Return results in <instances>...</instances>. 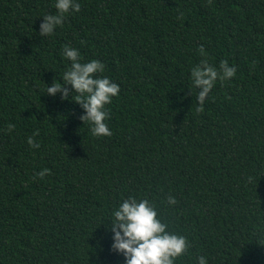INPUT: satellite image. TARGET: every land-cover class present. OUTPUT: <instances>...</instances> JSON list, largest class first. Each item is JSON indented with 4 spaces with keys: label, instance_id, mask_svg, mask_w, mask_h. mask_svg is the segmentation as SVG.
<instances>
[{
    "label": "trees",
    "instance_id": "trees-1",
    "mask_svg": "<svg viewBox=\"0 0 264 264\" xmlns=\"http://www.w3.org/2000/svg\"><path fill=\"white\" fill-rule=\"evenodd\" d=\"M54 2L0 0V264H123L101 223L129 196L190 240L175 264H264V0H79L39 36ZM66 44L119 85L111 136L75 93L45 94ZM205 58L236 73L201 107L189 70Z\"/></svg>",
    "mask_w": 264,
    "mask_h": 264
},
{
    "label": "clouds",
    "instance_id": "clouds-1",
    "mask_svg": "<svg viewBox=\"0 0 264 264\" xmlns=\"http://www.w3.org/2000/svg\"><path fill=\"white\" fill-rule=\"evenodd\" d=\"M80 7L79 0H55L56 13L43 16L39 36L52 35L63 24L65 14L79 12ZM198 51L202 57L207 56L203 45L199 46ZM62 57L69 64L59 82L53 80L47 85L45 94L55 97L59 93L64 100L75 93V103L82 109L79 119L83 124H89L91 135L111 136L112 132L105 122L109 115L106 105L118 95L119 85L108 76L98 75L104 71L101 61L91 59L84 62L75 47L64 45ZM189 71L192 87L197 90V100L202 107L215 83H223L234 77L236 67L227 60H221L216 67L205 58ZM200 110L198 107L197 111ZM14 128L15 125L11 123L7 126L8 131ZM37 134L34 132L26 138L27 144L32 148L40 147L39 141L34 139ZM48 172L49 169L44 168L35 173V176L43 179ZM167 203L172 206L177 201L174 196H169ZM105 222L106 230L111 233L109 251L122 255L123 264H175L177 258L185 256L192 248L190 240L185 236L166 230L167 224L161 222L156 208L147 199L127 197L112 209L109 219L101 224ZM261 245H264V241ZM195 264H208V258L200 255Z\"/></svg>",
    "mask_w": 264,
    "mask_h": 264
}]
</instances>
